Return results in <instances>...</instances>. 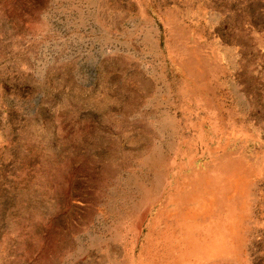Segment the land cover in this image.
Here are the masks:
<instances>
[{"label": "rangeland", "instance_id": "rangeland-1", "mask_svg": "<svg viewBox=\"0 0 264 264\" xmlns=\"http://www.w3.org/2000/svg\"><path fill=\"white\" fill-rule=\"evenodd\" d=\"M0 264H264V0H0Z\"/></svg>", "mask_w": 264, "mask_h": 264}]
</instances>
